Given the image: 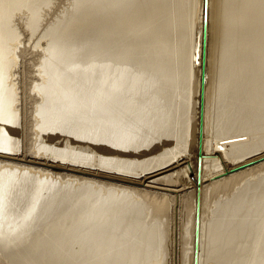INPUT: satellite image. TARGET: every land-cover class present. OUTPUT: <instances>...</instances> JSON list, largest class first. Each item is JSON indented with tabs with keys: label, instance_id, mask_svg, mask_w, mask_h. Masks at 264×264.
<instances>
[{
	"label": "bare ground",
	"instance_id": "obj_1",
	"mask_svg": "<svg viewBox=\"0 0 264 264\" xmlns=\"http://www.w3.org/2000/svg\"><path fill=\"white\" fill-rule=\"evenodd\" d=\"M51 2L0 0V264H194L197 192V264H264V0H215L201 104L202 0Z\"/></svg>",
	"mask_w": 264,
	"mask_h": 264
},
{
	"label": "rangeland",
	"instance_id": "obj_2",
	"mask_svg": "<svg viewBox=\"0 0 264 264\" xmlns=\"http://www.w3.org/2000/svg\"><path fill=\"white\" fill-rule=\"evenodd\" d=\"M71 1L72 0H62V2L58 3V0H52L49 9L48 10H44L41 13V18H40V22H39L40 23L39 24L40 28L46 27V26L50 25V23H52L56 19L60 18L64 14V12L67 11L70 8ZM209 5H210V2L208 3V6ZM214 7H215V0H212L211 13H210V6H209L208 13H207V27H206L207 32H206V45H205V48H206V67H205V70L206 71H205V80H204L203 102H204V92H205L206 79H207V71H208L207 70L208 57H209L208 56L209 55L208 46H209V48L211 47V55H210V58L211 59H210V67H209V80H208V85H210V78H211V74H212V66H211V64H212V60L214 59V50H213V47H212L213 40L211 42L210 36L208 37V33L210 31H211V34H210L211 37L213 35V26H214L213 21H214V18H215V8ZM53 11H54V14H53ZM202 19H203V0H202ZM202 22H203V20L201 21V46H200V52H199V56H198V62H199V75L198 76H199V90H200V100L199 101H200V104H201V87H200L201 60H202V47H203V45H202ZM209 25H210L211 30H209ZM209 39H210V41H209ZM199 113H200V105H199V108L197 109V113H196L197 114L196 115L197 125H198V122H199V120H198ZM203 114L205 116V110H204V108H203ZM206 134H208V129H207V133ZM196 138H197V135H196ZM195 150H196V153L198 154V138L196 139ZM197 154H196V156H197ZM192 158H193V154H192L191 160H192ZM263 158L264 157H261V158L255 159L254 161L252 160V161L248 162L247 163L248 166L246 164L241 165L242 167L246 166L244 168L237 169V168L241 167V166H239L237 168L234 167V169L233 168L230 169V170H234V171H224V172L229 173V175H230L232 173H235V172H238V171H242L245 168H249V166L251 167L253 165H257L259 162L264 161ZM186 164L184 166H182L181 169L187 167ZM175 170H177V169H172V170L167 171V172H160V173L156 174L153 178H159V179H162L163 180V178H165V177H171L173 175V178L174 179H177V177H175V175H176L175 174V172H176ZM176 176H178V175H176ZM189 177H190V179H192V183L194 184V187H195V184H196V175H195V173H191L189 175ZM144 185H147V183H145ZM152 186L153 187H157V188H165V189H172V190H175L176 189V187L169 186L168 183L166 184V183H164L162 181H161V183L154 184Z\"/></svg>",
	"mask_w": 264,
	"mask_h": 264
},
{
	"label": "water",
	"instance_id": "obj_3",
	"mask_svg": "<svg viewBox=\"0 0 264 264\" xmlns=\"http://www.w3.org/2000/svg\"><path fill=\"white\" fill-rule=\"evenodd\" d=\"M207 3L208 0H203V22H202V65H201V79H200V87H201V95H203V87H204V80H205V67H206V26H207ZM202 103V101H201ZM202 109V107H201ZM200 118L202 119L201 115ZM202 122V121H201ZM201 144H202V124H200L199 128V139H198V158H197V185H199V174L201 168V158H202V151H201ZM199 189V187H198ZM198 216H199V193L196 194V220H195V250H194V264L196 262L197 256V237H198Z\"/></svg>",
	"mask_w": 264,
	"mask_h": 264
}]
</instances>
